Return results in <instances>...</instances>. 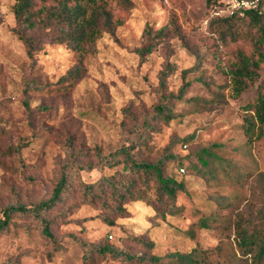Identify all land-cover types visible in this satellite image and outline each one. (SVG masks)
Masks as SVG:
<instances>
[{
    "label": "rangeland",
    "instance_id": "1",
    "mask_svg": "<svg viewBox=\"0 0 264 264\" xmlns=\"http://www.w3.org/2000/svg\"><path fill=\"white\" fill-rule=\"evenodd\" d=\"M15 2L0 0V218L15 203L14 191L28 207L51 197L70 162L66 137L88 151L84 161L94 165L95 149L108 155L124 145L135 120L157 103L165 55L172 65L169 91L178 94L185 83L188 88L174 104V119L153 133L146 157L159 158L178 140L172 149L177 158L166 164V172L183 181L186 191L177 196L181 211L162 218L154 211L153 183L142 185V200L127 204L131 216L117 219L115 226L102 220L104 210L82 204L71 191L52 211L59 248L51 253L40 225L16 214L8 231L0 233V264H125L109 257L85 262L82 241L108 239L137 252L135 238L142 235L154 242L157 256L197 248L211 250L204 264H254L241 255L236 234L249 218L264 214V135L256 138L243 128L245 106L257 98L264 66L260 78L236 96L227 73L231 48L221 46L207 28L213 16L230 15L232 0H109L117 23L113 35L102 32L80 53L68 43L54 42L43 29L38 32L43 48L34 60L15 34ZM148 27L171 34L141 62L135 50L145 45ZM175 27L197 56L184 47ZM196 64V72L183 75ZM78 67L81 78L68 80ZM189 136L193 139L183 141ZM215 144V156H208L206 165L198 163L196 154ZM122 171L126 169L119 164L76 174L95 184ZM200 219H207L208 226L201 227Z\"/></svg>",
    "mask_w": 264,
    "mask_h": 264
},
{
    "label": "trees",
    "instance_id": "2",
    "mask_svg": "<svg viewBox=\"0 0 264 264\" xmlns=\"http://www.w3.org/2000/svg\"><path fill=\"white\" fill-rule=\"evenodd\" d=\"M16 19L15 34L24 43L29 59L34 60L35 54L43 48L40 45L38 32L49 30L52 39L56 43H68L77 52H83L86 45H92L99 34H114L117 23L109 0H16L13 7ZM219 41L221 46L231 48L229 59V80L232 83L233 93L240 95L248 86V82H254L260 78V72L264 66V11L261 8V0L256 9L247 10L243 15L234 14L228 16H213L207 26ZM174 33L183 40L184 47L194 53V49L175 27ZM171 31L161 28L153 31L146 28L144 31L145 45L135 52L143 62L147 55L153 53L159 43L170 36ZM81 68L70 71L68 80L75 81L81 77ZM197 64L183 71L196 72ZM172 73V65L168 55L158 74V86L156 88L158 100L150 111L144 112L140 119L135 120L128 134L126 143L120 147L110 149L108 155H103L99 149H95L97 165L85 162L89 152L83 148H77L72 138L66 137L64 149L70 160L60 174L56 187L49 199L33 202L30 207L21 203L19 193L15 192V203L2 210L0 218V233L6 232L14 215L22 214L30 217L40 225L43 237L53 246L51 253L58 248V241L54 236L53 227L56 225V216L53 209L64 202L65 197L73 191L78 193L82 204L90 205L105 212L102 220L109 226L117 225V219L131 216L127 204L141 201L140 187L153 183L156 192V216L165 218L174 216L181 211L177 205L178 193L186 191L183 181H178L166 172V164L177 158L172 152L178 142L172 141L165 153L159 158L150 161L146 154L153 133L161 126L169 124L175 117L174 104L183 99L187 92L188 83L179 89L178 94L169 91L168 79ZM243 128L246 133L261 138L264 135V78L261 81L258 95L253 103L245 106ZM189 138V139H188ZM183 141L193 139V136ZM205 147L202 152L196 154L198 163L206 165L207 157H214L213 147ZM2 154L6 155V152ZM124 165L126 171L115 172L103 177L99 183L86 184L78 180L76 171H91L94 168L115 167ZM188 167L197 171L196 164L189 163ZM75 168V169H74ZM184 169V168H183ZM201 227H207V219H200ZM113 238V236H111ZM111 238V239H112ZM241 255L249 257L254 264L264 262V214L251 217L244 227L238 228L236 234ZM138 246L137 252L123 249L108 239L96 243L82 241L85 262H96L106 258L120 261L125 264H163L165 260L171 264H204L211 250L194 249L190 253L169 252L164 256L153 253L155 244L146 235L135 238ZM9 264V263H1Z\"/></svg>",
    "mask_w": 264,
    "mask_h": 264
},
{
    "label": "built area",
    "instance_id": "3",
    "mask_svg": "<svg viewBox=\"0 0 264 264\" xmlns=\"http://www.w3.org/2000/svg\"><path fill=\"white\" fill-rule=\"evenodd\" d=\"M260 0H232L229 6V14H240L243 15L247 10L256 9L259 5ZM181 172H185V169H181ZM110 238H112L110 236Z\"/></svg>",
    "mask_w": 264,
    "mask_h": 264
}]
</instances>
